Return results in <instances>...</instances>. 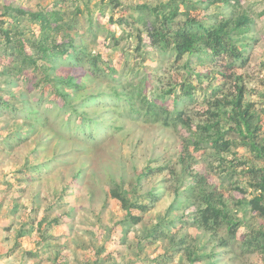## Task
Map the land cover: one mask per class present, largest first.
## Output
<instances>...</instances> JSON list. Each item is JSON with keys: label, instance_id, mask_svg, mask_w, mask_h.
<instances>
[{"label": "rangeland", "instance_id": "374dc122", "mask_svg": "<svg viewBox=\"0 0 264 264\" xmlns=\"http://www.w3.org/2000/svg\"><path fill=\"white\" fill-rule=\"evenodd\" d=\"M61 1L0 0V28L28 45L44 34L17 9L56 7L67 20L80 9L81 28L53 32L47 43L73 38L78 51L99 61L96 71L60 59L18 74L0 30V264H264L263 251L231 242L226 224L210 230L195 220L214 190L239 222V236L264 231V216L249 203L261 193L252 186L260 172L251 169H264V151L247 144L228 114L242 88L260 126L255 139L264 144V0L189 11L207 25L224 11L231 26L247 15L248 30L237 37L246 58L231 69L202 51L177 60L150 44L133 21L136 7L168 0ZM184 81L195 87L192 98L180 90ZM140 82L163 105L158 118L147 115ZM207 125L231 140L229 151L196 144ZM114 188L148 206L133 210L139 223L126 218Z\"/></svg>", "mask_w": 264, "mask_h": 264}, {"label": "trees", "instance_id": "16d2710c", "mask_svg": "<svg viewBox=\"0 0 264 264\" xmlns=\"http://www.w3.org/2000/svg\"><path fill=\"white\" fill-rule=\"evenodd\" d=\"M239 0H200L195 3L188 0H168L160 5L150 7L149 5H139L136 7L138 14L133 19L134 22L140 23L143 26V30L146 32L150 44L155 47H161L165 51H170L177 60H181L186 54H197L205 52L207 56L216 60L222 59V64L226 69L234 68L238 62H244V46L238 43V35L248 30L249 19L247 15L239 17L234 25L231 26L229 16L224 15V11L221 15V21L218 24L207 25L202 19H198L195 16H191L189 12L191 9H197L202 4L209 5H235ZM65 3L66 0H62ZM61 3V6H63ZM187 9H183L184 7ZM18 13L23 16H28L33 23L38 24L40 30L43 31L44 37L38 42H32L30 45L26 44L22 37H12V31L10 29H2L6 43L9 49L5 52L7 58L16 62L14 67L18 74L23 73L24 69H39L42 68L40 61L57 63L61 60H71L78 66L85 63H90L92 70H98V60L93 59L91 61L89 56H86L83 52L76 49L75 41L70 38L69 41L61 43H47L49 36L54 32L57 33L63 30H79L82 26L77 20V16L81 13H75V17L71 20L65 18V13L61 9L56 7H46L41 11L27 12L23 9H17ZM183 16V19H180ZM229 18V19H228ZM76 21V22H75ZM122 21V22H121ZM120 23H128V19L121 20ZM89 27H92V17L88 19ZM86 24V23H84ZM141 36V35H140ZM116 40V39H115ZM117 41V40H116ZM140 41H142L140 37ZM226 59L228 62H226ZM19 64V65H18ZM45 64V63H43ZM199 80L200 74L196 75ZM47 79V74L45 76ZM72 84V83H71ZM146 84L140 82L136 85L138 95H142L144 102L148 101L147 115L157 116L161 113L160 109L163 105H157L152 100H149L144 93ZM194 85L190 81H184L180 83V90H182L183 96L188 98L193 97ZM172 92V90L168 91ZM58 97H63L67 100L65 93L57 90ZM243 89L240 88L239 94L229 101V105H232L231 111H229V118L233 127L239 131L242 137L249 139L247 144H251L259 152L264 151V144L255 139L256 132L260 128L255 121V113L250 110V106L244 107ZM220 101V100H218ZM177 102V99H176ZM225 102V101H224ZM6 108H8L6 106ZM70 112V111H69ZM216 114V113H215ZM180 119L189 124L188 118L183 117L182 113H179ZM165 123L168 124V117L165 118ZM176 119V117H175ZM213 125H207L203 127L206 137L203 135L197 139L196 144L206 146L210 144L217 151H229L231 149V140L225 139V133L221 129H217L214 133L211 132ZM254 173H259V179L256 183H253V187L260 189V194L255 195L249 200L251 209L258 213L260 216H264V169H257L252 167ZM263 171V172H261ZM197 179V178H196ZM114 198L120 200L124 209L127 210V219L133 224L139 223L142 219L141 215L133 213L134 209L141 211L148 210L147 205L131 202L119 188H114L111 191ZM216 191L212 190L204 194V200L206 206L197 210L196 223L205 227V229L214 230L220 224H226L228 227V236L231 242L234 240H240L241 248L244 252H253L255 250H261L264 252V231L260 230L257 233H245L241 236L238 235L239 222L235 221L226 211V205L222 201L220 196H215ZM220 204V205H218ZM223 240V239H222ZM229 239L222 241L223 245H228Z\"/></svg>", "mask_w": 264, "mask_h": 264}]
</instances>
